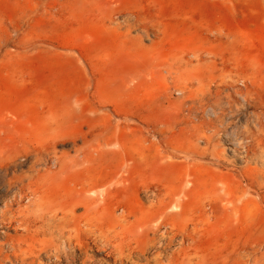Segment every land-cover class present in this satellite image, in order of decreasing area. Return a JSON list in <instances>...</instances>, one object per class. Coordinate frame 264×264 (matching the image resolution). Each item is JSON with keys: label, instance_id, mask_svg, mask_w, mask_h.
<instances>
[{"label": "rangeland", "instance_id": "1", "mask_svg": "<svg viewBox=\"0 0 264 264\" xmlns=\"http://www.w3.org/2000/svg\"><path fill=\"white\" fill-rule=\"evenodd\" d=\"M0 264H264V0H0Z\"/></svg>", "mask_w": 264, "mask_h": 264}, {"label": "bare ground", "instance_id": "2", "mask_svg": "<svg viewBox=\"0 0 264 264\" xmlns=\"http://www.w3.org/2000/svg\"><path fill=\"white\" fill-rule=\"evenodd\" d=\"M218 99L220 100L219 97L217 98V101H218ZM144 118H146V117H144ZM194 123H195V121H194ZM201 135H204V134H201ZM90 146L95 147L92 145H90ZM91 150H93V148ZM52 152H53V148H52ZM77 152H79V155H78V157L76 156L75 159L68 157L69 155L67 156L64 153L61 155H57L55 152H53V157L51 159H52L53 163L55 164V166L58 167L57 171L54 172L47 167L43 168V172L40 171V169L36 170V174H37L36 182L39 183L40 185H44V184L47 185L46 190L42 191V195H37V198L39 200L42 199L41 203H39L40 210H41L40 215H42V219H44V220H52L53 219L54 220L60 214L61 216H59V219H60L59 221L61 222V219H64V222H65V219H69L67 217V215L68 214L70 215V213L72 212V210L76 206L84 205L88 201V199L86 197V193L89 190L102 187L104 184H106V182H108V180H99L97 178L87 179L84 176H83V179H80L77 177L76 171H75L76 172L75 175L70 174L68 167L74 166L76 164L78 165L81 161L87 160V156H86L87 154H84L83 150H81V151L77 150ZM79 156H81V157H79ZM136 163L138 166H143L142 167L143 170L147 169V158L144 154H143V156H141V159L136 160ZM120 165L123 166L122 162H120ZM68 175H72V177H70ZM75 178H78L80 180L75 179ZM73 179H75V180H73ZM67 181H70L71 184H69ZM146 183H148V182H146ZM37 198H35V200H37ZM89 206H90V204H89ZM75 220H76V218H75ZM53 224H55V223L53 222ZM128 255H129V253H128ZM72 263H74V262H72Z\"/></svg>", "mask_w": 264, "mask_h": 264}]
</instances>
